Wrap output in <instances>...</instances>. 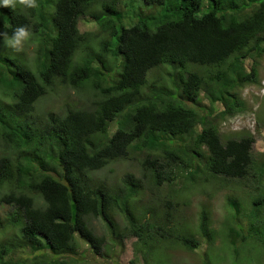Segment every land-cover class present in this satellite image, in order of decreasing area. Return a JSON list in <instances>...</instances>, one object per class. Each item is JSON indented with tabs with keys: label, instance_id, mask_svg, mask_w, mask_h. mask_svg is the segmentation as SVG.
<instances>
[{
	"label": "trees",
	"instance_id": "1",
	"mask_svg": "<svg viewBox=\"0 0 264 264\" xmlns=\"http://www.w3.org/2000/svg\"><path fill=\"white\" fill-rule=\"evenodd\" d=\"M142 1L160 12L128 0L0 6V44L19 27L34 44L30 58L0 48V208L14 230L0 264H74L83 245L112 261L127 234L129 264H158L160 248L199 264L223 247L229 264H264V158L250 133L220 131L259 84L264 0ZM88 17L100 33L81 32ZM60 86L86 105L38 115ZM122 163L123 177L100 176Z\"/></svg>",
	"mask_w": 264,
	"mask_h": 264
},
{
	"label": "rangeland",
	"instance_id": "2",
	"mask_svg": "<svg viewBox=\"0 0 264 264\" xmlns=\"http://www.w3.org/2000/svg\"><path fill=\"white\" fill-rule=\"evenodd\" d=\"M135 5V7L142 8L145 10H151L153 12H160L159 6H149L145 4L142 0H128ZM125 4H128L127 1H125L122 6H125ZM121 9V8H120ZM127 19L125 20V26L130 27L132 24L129 19V13L133 12V9H124ZM79 29L83 33H95L98 34L99 27L98 25L92 21V19L88 18H81L79 21ZM0 48L5 51H11L13 53L19 54L16 48L10 47L6 42H1ZM21 51L24 52L25 56L28 58L33 57V50H34V44L29 43L28 41H23L21 45ZM16 51H14V50ZM23 55V54H22ZM57 95H48L37 104V113L38 115L45 114V113H51V114H64L69 107L73 108H79L84 105H86L85 99L79 94L70 89H64L63 86L59 87V90L57 91ZM243 99L246 102L247 109L244 112L238 113L234 115L233 117L227 119L225 122H222L220 124V131L226 135L230 134H253V136L256 139V143L253 146V152L258 158H264V58L261 61L260 66V72H259V84L258 85H252L248 86L243 92H242ZM205 101V106L209 107V102ZM218 111L222 110L221 106H217ZM207 111V110H206ZM220 113V112H219ZM112 129L115 130V126H112ZM130 169L128 167V164H113L109 167H107V170L100 173V176H103V173L109 174L110 169L113 170L114 176L117 178H121L124 176V173ZM111 175V174H110ZM202 201V198H196L195 202ZM214 203V202H213ZM212 203V204H213ZM196 205V204H195ZM214 208L212 209L213 212V219L216 224L221 223L223 220V213H224V206L222 202H215L213 205ZM9 208H0V243L3 241H6L9 239L10 235L13 234L14 230L10 229L9 227H2L5 224V216ZM193 211H197L198 207H192ZM199 211V210H198ZM191 212V211H190ZM95 228H99L100 230V224L96 223L94 224ZM138 242V238L127 234L122 239V243L119 244L118 248L115 249L114 254L110 255L112 261L106 257L107 260L104 258H101L99 256H95L94 254H91L88 250V247L83 245L81 253H79L78 256H75L74 259L76 263L73 261L74 264H104V263H110L112 264H129L131 260L134 257V245ZM219 245V243H218ZM30 248V247H26ZM26 252L29 254V257L32 259L37 257L38 255L34 252H31V250H26ZM167 257H165L164 248H160L157 254V258L155 261L158 264H198L197 258L198 256L195 255V253L189 254V253H178L176 255L167 252ZM197 254V253H196ZM107 255V253L105 254ZM221 258L226 259V263H230L231 254L228 252V249L226 247L222 248V254H216V255H210L208 257L202 256L201 262L199 264L203 263V260H211L213 264L218 263ZM111 264V263H110ZM137 264H141L137 263Z\"/></svg>",
	"mask_w": 264,
	"mask_h": 264
},
{
	"label": "clouds",
	"instance_id": "3",
	"mask_svg": "<svg viewBox=\"0 0 264 264\" xmlns=\"http://www.w3.org/2000/svg\"><path fill=\"white\" fill-rule=\"evenodd\" d=\"M20 2L23 3H27L29 7H34L35 5L33 3L30 2V0H20ZM13 3V0H0V6L3 7H8ZM29 36L28 31H26V29L24 27H19L15 30V32L13 33V35L11 37H5L6 43L13 48H16L17 50L20 49L22 42L27 40ZM112 126H115V124H113ZM112 126L110 128L111 132H114L116 130L112 129ZM253 136V134H251ZM254 137V136H253ZM255 138V137H254ZM255 143H256V139H255ZM255 145V144H254Z\"/></svg>",
	"mask_w": 264,
	"mask_h": 264
}]
</instances>
